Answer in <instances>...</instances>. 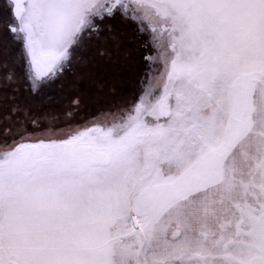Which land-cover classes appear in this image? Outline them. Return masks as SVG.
<instances>
[{"label": "snow or ice", "instance_id": "1", "mask_svg": "<svg viewBox=\"0 0 264 264\" xmlns=\"http://www.w3.org/2000/svg\"><path fill=\"white\" fill-rule=\"evenodd\" d=\"M0 264H264V0H0Z\"/></svg>", "mask_w": 264, "mask_h": 264}]
</instances>
